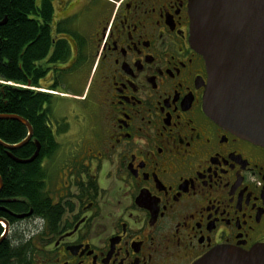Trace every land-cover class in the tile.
Masks as SVG:
<instances>
[{"label": "flooded vegetation", "instance_id": "obj_1", "mask_svg": "<svg viewBox=\"0 0 264 264\" xmlns=\"http://www.w3.org/2000/svg\"><path fill=\"white\" fill-rule=\"evenodd\" d=\"M50 2L63 58L38 82L50 75L75 122L52 109L37 208L3 209L20 264H192L264 245V144L205 112L189 0Z\"/></svg>", "mask_w": 264, "mask_h": 264}, {"label": "water", "instance_id": "obj_2", "mask_svg": "<svg viewBox=\"0 0 264 264\" xmlns=\"http://www.w3.org/2000/svg\"><path fill=\"white\" fill-rule=\"evenodd\" d=\"M189 40L202 56L207 73L204 110L220 125L253 142L264 144V0H189ZM23 123L26 136L8 149L26 143L32 135L30 123L19 115L7 114ZM28 158L38 155L39 142ZM2 180L0 177V186ZM24 214H16L22 217ZM0 242L7 234V222ZM192 264H264V245L245 251L217 246Z\"/></svg>", "mask_w": 264, "mask_h": 264}, {"label": "trees", "instance_id": "obj_3", "mask_svg": "<svg viewBox=\"0 0 264 264\" xmlns=\"http://www.w3.org/2000/svg\"><path fill=\"white\" fill-rule=\"evenodd\" d=\"M51 13L50 0H0V115H19L32 127L31 138L23 145L8 149L0 143V218L4 208L19 210L24 201L37 208L41 147L52 141V94L37 89L38 81L48 69L45 63L63 58L55 51L47 26ZM26 134L20 121L0 117V141L16 144ZM34 140L39 150L33 160L18 162L9 155L28 158L35 150ZM19 235L0 242V264H20V249L13 245L21 241Z\"/></svg>", "mask_w": 264, "mask_h": 264}, {"label": "rangeland", "instance_id": "obj_4", "mask_svg": "<svg viewBox=\"0 0 264 264\" xmlns=\"http://www.w3.org/2000/svg\"><path fill=\"white\" fill-rule=\"evenodd\" d=\"M46 77H47V81H41V82H43L44 85H42V87L37 88V89H39V90H44V91H46V92L51 93V94H52V103H51V105H52V109H53L54 114L56 113V115H64L65 117H67V119L70 120L69 122H71V124L73 125L74 122H75V120H74V118L71 116L70 113L68 114V110H69V108H68V110L63 109L64 106H65V104H64V102H61V101L59 100L60 97L57 96L58 93H56V92H55L54 90H52V89H49L48 87H44L45 84H48L49 81H50V79H51V78H50V75H46ZM46 77H45V78H46ZM65 77H68V79H69V75H68V74H65ZM68 79H64V80L66 81V80H68ZM41 80H43V78H42ZM66 84H67V83H66ZM61 98H62V97H61ZM68 106H71V103H70ZM63 112H67V113H65L66 115L63 114Z\"/></svg>", "mask_w": 264, "mask_h": 264}, {"label": "bare ground", "instance_id": "obj_5", "mask_svg": "<svg viewBox=\"0 0 264 264\" xmlns=\"http://www.w3.org/2000/svg\"><path fill=\"white\" fill-rule=\"evenodd\" d=\"M10 84V83H9ZM19 158V157H18Z\"/></svg>", "mask_w": 264, "mask_h": 264}]
</instances>
